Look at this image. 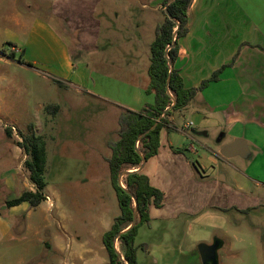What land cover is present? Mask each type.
Masks as SVG:
<instances>
[{
  "label": "crops",
  "instance_id": "1",
  "mask_svg": "<svg viewBox=\"0 0 264 264\" xmlns=\"http://www.w3.org/2000/svg\"><path fill=\"white\" fill-rule=\"evenodd\" d=\"M40 1H48V9L43 10L62 23L55 26L32 20L17 9L21 0L0 4V23L5 27L0 36L12 47L11 54L0 56V124L20 123L27 113L26 93H41L43 84L50 90L46 83L52 82L49 77L71 78L76 65L65 35L74 36L78 51H99L114 76L126 77L111 81L101 91L121 115L126 110L140 112L155 103V95L147 93L151 47L167 16L165 0ZM28 3L34 4V0ZM29 4H24V13L33 9ZM187 30L178 41L179 56L174 65L185 88L200 89L217 73L218 78L198 92L187 111L170 117L171 124L161 132L158 154L142 170L151 185L165 193L164 206L151 208V221L144 224L150 227L156 222L196 217L206 209L249 212L259 206L246 194L250 184L264 188V0H193ZM75 85L82 90L81 84ZM177 118L184 120L183 125L177 124ZM195 136L208 147V141H216L215 157L240 160L239 165L230 163L236 171V188L228 186L227 179L217 183L210 175L215 158L201 155L196 164L187 157V152L198 154L193 145ZM227 148H233L235 155L224 157ZM22 151L17 145L9 150L14 156ZM110 158L105 159L107 163ZM149 165L152 169L147 173ZM11 184L14 186L8 179ZM22 205L32 208L28 203ZM115 219L99 218L97 227L82 224L79 228L85 237L79 239L62 227L59 232L68 240L55 234L48 248L63 258V264H108L101 238L103 241ZM150 256L151 264H196L181 258L162 263L161 254Z\"/></svg>",
  "mask_w": 264,
  "mask_h": 264
},
{
  "label": "rangeland",
  "instance_id": "2",
  "mask_svg": "<svg viewBox=\"0 0 264 264\" xmlns=\"http://www.w3.org/2000/svg\"><path fill=\"white\" fill-rule=\"evenodd\" d=\"M8 1L14 3V0ZM21 1L16 4L17 9L32 20L40 19L55 26L62 23L43 10L48 9L45 7L49 5L48 1L34 0V4L28 3L31 0ZM6 2L0 0V4ZM24 4L32 5L33 9H26L24 13ZM9 29L22 36L13 26L9 25ZM59 29L62 33L63 29L60 26ZM1 30H5V27L0 23ZM63 39L76 65L71 78L49 77L52 82L46 83L51 86L50 90L43 84L41 93H26L27 113L20 123L8 121L7 124H0V264H63V258L48 248L55 234L61 235L64 241L68 240L59 232L62 227L68 228L74 237L84 238L85 234L79 228L82 224H96L97 227L99 218L107 217L110 221L121 215L109 164L105 160L112 156L110 145L120 138L121 114L120 109L104 98L101 91L104 92L111 81L126 77L114 76L99 51L81 52L76 49L74 36L65 35ZM6 41L5 36L1 35L0 56L5 52L11 54L12 47ZM15 58L19 60L20 56L16 54ZM26 84H30V81ZM75 84H81L82 90H77ZM49 106L58 107V112L47 113L45 109ZM183 123V119L177 118L178 125ZM30 126L46 142L47 167L44 177L47 200L37 209L28 205L8 208L9 200L18 198L22 192L36 190L24 165L27 159L25 153L22 151L14 156L9 152L17 145L19 135H29ZM8 129L13 134L12 139L7 135ZM195 138L193 145L198 154L187 152V157L195 163L201 155L215 158L210 175L213 174L217 183L225 178L228 186L236 188V171L231 164L239 165L240 160L228 162L215 157L213 150L217 151L216 141H208L211 144L208 147L197 142V136ZM150 165L147 173L152 169ZM251 172L248 174L251 175ZM8 179L14 182V186L8 185ZM246 194L259 205L257 209L249 212L206 209L196 217H187L178 222L141 226L137 245H145L146 250L139 248V264H151L153 259L150 254L153 256V253L161 254L162 263L181 258L185 262L197 264L199 261L203 264L199 246H211L216 241L224 243L217 253L218 264H264V188L250 184ZM7 230L9 234L6 236ZM101 245L104 248L102 238ZM105 256L109 261L107 250Z\"/></svg>",
  "mask_w": 264,
  "mask_h": 264
},
{
  "label": "trees",
  "instance_id": "3",
  "mask_svg": "<svg viewBox=\"0 0 264 264\" xmlns=\"http://www.w3.org/2000/svg\"><path fill=\"white\" fill-rule=\"evenodd\" d=\"M192 1H164L167 16L158 28L156 40L151 47L150 85L147 90L148 94L155 95V103L146 105L140 112L124 111L120 118V138L110 145L112 156L108 164L121 215L115 219L112 228L103 238L109 255L108 264H138L139 247L136 240L139 229L151 221V208L161 209L165 203V193L153 187L150 178L139 171L143 159L148 162L158 154L161 132L171 124L170 117L187 111L198 92L210 81L218 78L217 73L210 81L204 82L200 89H187L179 72L174 68L179 56L178 41L188 32V10ZM169 47L171 49L167 52ZM169 76L171 80L168 84ZM45 110L55 114L59 108L49 106ZM158 121V126L151 130ZM28 132V136L19 135L21 142L17 146L27 156L24 165L36 190L26 191L19 198L7 202L8 208L28 203L33 209H37L47 200V183L44 177L47 167L46 142L34 133L33 126L28 127ZM7 135L10 139L13 138L9 129ZM128 171L131 173L123 178V185H120V175ZM135 201L138 206L137 224L129 229L134 219ZM142 248L146 250L145 245Z\"/></svg>",
  "mask_w": 264,
  "mask_h": 264
},
{
  "label": "water",
  "instance_id": "4",
  "mask_svg": "<svg viewBox=\"0 0 264 264\" xmlns=\"http://www.w3.org/2000/svg\"><path fill=\"white\" fill-rule=\"evenodd\" d=\"M174 0H172L173 2ZM166 13H167V7H166ZM175 34H176V31H175ZM171 49V47H169L167 49V52ZM170 80H171V77L169 76L168 78V84L170 83ZM160 123V121H158L156 123V125L151 129V130H154L158 124ZM150 132V131H149ZM148 132V133H149ZM146 133V134H148ZM232 149L233 148H227L225 149V151H223V156L224 157H230V156H233L235 155L233 152H232ZM147 161L145 159H143V163L139 169V171H142L144 166L146 165ZM131 172H125L123 174L120 175L119 177V184L122 185V180L123 178L129 174ZM137 219H138V206H137V202L135 201V214H134V219H133V222H132V225L129 229H132L136 226L137 224ZM128 229V230H129ZM223 246L222 242L221 241H216L213 245L209 246V245H205V244H201L198 248L199 250V254L201 256V259H202V263L203 264H218V251L219 249ZM121 257V256H120ZM122 261H123V258L121 257Z\"/></svg>",
  "mask_w": 264,
  "mask_h": 264
},
{
  "label": "built area",
  "instance_id": "5",
  "mask_svg": "<svg viewBox=\"0 0 264 264\" xmlns=\"http://www.w3.org/2000/svg\"><path fill=\"white\" fill-rule=\"evenodd\" d=\"M190 126H192V124Z\"/></svg>",
  "mask_w": 264,
  "mask_h": 264
}]
</instances>
